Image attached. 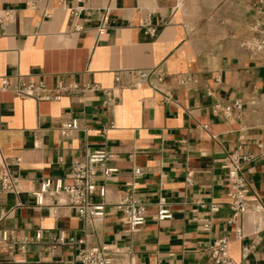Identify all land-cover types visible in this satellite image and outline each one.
Masks as SVG:
<instances>
[{
	"label": "crops",
	"instance_id": "obj_1",
	"mask_svg": "<svg viewBox=\"0 0 264 264\" xmlns=\"http://www.w3.org/2000/svg\"><path fill=\"white\" fill-rule=\"evenodd\" d=\"M29 1L0 0V11L12 15L0 23V78L13 82L19 75L47 86L64 79L98 90L43 103L0 91V175L6 170L18 179L16 195L0 196V264H78L82 244L51 247L60 234L84 239L86 247L119 249L114 264H129V255L142 264H209V244L225 236L236 264H264V234L252 233V217L242 219L241 240L227 224L221 168L226 152L252 155L242 173L264 204V56L242 47L253 38L258 0H84L87 14L77 20L59 0H38L35 8ZM105 13L106 31L97 36ZM146 14L154 36L140 28ZM75 25L82 30L72 32ZM127 70L142 74L137 87H123L131 81ZM157 76L159 92L151 89ZM161 91L173 102L163 103ZM233 100L242 103L239 118L212 115L213 105ZM71 120L77 128L61 136L59 125ZM93 151L110 153L105 166L116 169L98 178L105 195L91 197L104 206L100 220H80L62 196L36 204L33 193L43 180L67 183L70 162ZM133 168L142 173L134 190L146 222L128 233L113 204L125 195ZM211 204L217 212L209 211ZM160 205L169 219H155ZM204 219L209 230L202 229ZM3 232L26 242L25 252L9 250ZM253 241L243 258L242 247Z\"/></svg>",
	"mask_w": 264,
	"mask_h": 264
},
{
	"label": "built area",
	"instance_id": "obj_2",
	"mask_svg": "<svg viewBox=\"0 0 264 264\" xmlns=\"http://www.w3.org/2000/svg\"><path fill=\"white\" fill-rule=\"evenodd\" d=\"M38 0H30L27 5L30 8H35ZM67 0H59L64 9H66L70 17L77 20L82 13H86L83 3L84 0H72L77 5L72 8L65 6ZM257 18L251 26L253 38L242 44V47L248 50L252 57L264 56V0H258ZM12 17L9 11H0V23L10 20ZM107 13L103 14L100 23L96 29L97 36L105 33L107 27ZM140 28L143 33L149 36H154L156 29L152 24L150 14H146L140 23ZM82 27L75 25L72 32H80ZM130 78V82L123 87L126 89L135 88L138 86V80L142 77L139 71H125ZM114 81L119 83V75L114 76ZM216 82L219 80L216 79ZM162 83V76L156 77L157 86L151 87L152 90L159 92V86ZM185 83L181 81L180 84ZM98 88L92 84H78L74 81H66L64 79H56L51 86L45 85L41 81H36L33 78H24L16 75L14 81L11 82L9 77L0 78V91L9 92L15 98L20 100L31 99L35 103L59 101L63 96L82 95L85 92L96 91ZM107 96L111 92L106 93ZM161 100L163 103H172V97L168 92L161 91ZM242 110V103L239 100H233L225 104H215L211 107V113L215 116L225 118H239ZM77 128V122L71 120L61 123L58 131L61 136H69ZM112 155L106 151H93L85 153L83 156L73 159L70 162L69 172L67 175V183L51 184L49 179L41 182L39 189L33 193L37 205H41L44 197H59L65 199L66 205L73 209L78 218L86 223H94L100 220L104 214V206L94 203L91 197L97 194L99 197L105 195V188L98 184L99 177H109L116 172V169L107 168L105 163L111 159ZM253 159L252 155H242L237 151L226 152L221 162V168L226 173L227 182V207L231 213L227 220V224L233 226V235L235 239L241 240L244 237L242 229V219L244 217H252V233L254 235L264 234V204L260 201L257 195L250 192L246 179L242 173L243 164ZM20 159L16 158L14 164H19ZM5 166V164H4ZM141 171L138 168H133L130 172L131 182L126 184L127 191L125 195L120 197L114 204L113 208L120 213L122 222L126 226L128 233H134L141 228L146 222V206L145 203L136 198L135 195V180L141 176ZM185 181L187 184L191 182V173H187ZM18 193V179L8 174L6 170L0 175V196L3 194ZM218 205L211 204L209 211L217 212ZM3 216V215H0ZM170 211L163 205H160L155 214L157 221L169 219ZM202 229L209 230V219L202 220ZM35 240L39 241L41 236L35 234ZM1 242L6 243L9 250L16 248L21 253L25 252L26 242L18 241L11 235L3 232ZM75 243L82 244L75 255V261L78 264H114V257L120 255L119 249L103 245L101 247H86L84 239L75 241L72 237H65L60 234L52 239V248L61 245H73ZM257 241H253L249 246L242 247L241 255L245 258L252 249L257 245ZM229 240L225 236L218 237L208 246L209 264H236L230 257L228 252ZM129 264H142L134 259L132 255L128 257ZM148 264H159L157 260Z\"/></svg>",
	"mask_w": 264,
	"mask_h": 264
}]
</instances>
